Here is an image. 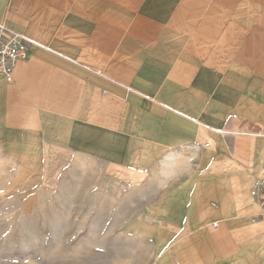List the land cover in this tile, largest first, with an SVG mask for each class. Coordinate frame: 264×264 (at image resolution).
<instances>
[{"label":"crops","instance_id":"obj_1","mask_svg":"<svg viewBox=\"0 0 264 264\" xmlns=\"http://www.w3.org/2000/svg\"><path fill=\"white\" fill-rule=\"evenodd\" d=\"M0 23L32 43L0 153L123 202L70 264H264V0H0Z\"/></svg>","mask_w":264,"mask_h":264},{"label":"rangeland","instance_id":"obj_2","mask_svg":"<svg viewBox=\"0 0 264 264\" xmlns=\"http://www.w3.org/2000/svg\"><path fill=\"white\" fill-rule=\"evenodd\" d=\"M10 165L0 153V264H70V257L99 255L102 249L90 246L101 241L102 226H109L110 240L117 239L113 214L122 201L103 200L97 185L60 184L61 177L82 176L74 169L63 168L60 178L51 173L47 184L41 176L24 184ZM125 205L135 207L133 201Z\"/></svg>","mask_w":264,"mask_h":264},{"label":"built area","instance_id":"obj_3","mask_svg":"<svg viewBox=\"0 0 264 264\" xmlns=\"http://www.w3.org/2000/svg\"><path fill=\"white\" fill-rule=\"evenodd\" d=\"M31 44L23 35L0 23V76L6 82L12 81L16 63L27 58ZM258 206L259 216L264 220V179L260 183Z\"/></svg>","mask_w":264,"mask_h":264}]
</instances>
